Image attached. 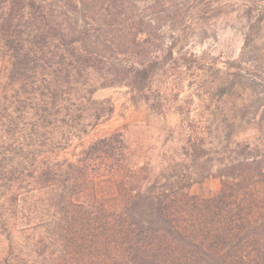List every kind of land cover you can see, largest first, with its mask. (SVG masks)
Returning <instances> with one entry per match:
<instances>
[{"label":"trees","instance_id":"obj_1","mask_svg":"<svg viewBox=\"0 0 264 264\" xmlns=\"http://www.w3.org/2000/svg\"><path fill=\"white\" fill-rule=\"evenodd\" d=\"M189 6L0 0V264H264V133L228 163L193 129L157 160L123 131L87 141L114 114L94 95L150 90L173 56L156 16Z\"/></svg>","mask_w":264,"mask_h":264},{"label":"rangeland","instance_id":"obj_2","mask_svg":"<svg viewBox=\"0 0 264 264\" xmlns=\"http://www.w3.org/2000/svg\"><path fill=\"white\" fill-rule=\"evenodd\" d=\"M179 18L163 14V33L173 56L158 70L150 90L108 88L113 117L87 138L123 131L130 144L154 160L184 156L188 132L217 160L237 158L238 143L259 144L264 133V0H185ZM174 37L170 38V37ZM133 96L138 100L133 101ZM245 153H248L246 150ZM243 152L242 154L245 155ZM224 166L208 169L216 174ZM216 178L194 187L210 196Z\"/></svg>","mask_w":264,"mask_h":264}]
</instances>
